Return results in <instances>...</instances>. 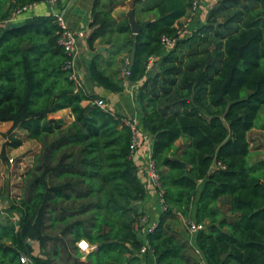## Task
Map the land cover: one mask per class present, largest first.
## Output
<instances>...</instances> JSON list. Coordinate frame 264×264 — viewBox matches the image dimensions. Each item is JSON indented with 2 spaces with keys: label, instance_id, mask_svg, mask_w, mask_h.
I'll return each instance as SVG.
<instances>
[{
  "label": "trees",
  "instance_id": "1",
  "mask_svg": "<svg viewBox=\"0 0 264 264\" xmlns=\"http://www.w3.org/2000/svg\"><path fill=\"white\" fill-rule=\"evenodd\" d=\"M46 1L0 0V122L41 144L9 208L18 221H0V264H25L22 255L35 264H264V158L255 159L248 136L264 130V0H216L154 72L150 57L163 51V36L176 35L194 0H136L153 14L139 33L129 17H114L115 0H95L90 76L121 92L129 58L128 81L144 80L137 102L164 204L146 241L139 205L147 184L130 126L72 78L57 16L9 26L24 7ZM97 40L110 45L106 54ZM64 109L72 121L53 117ZM22 144L11 135L2 158L9 162L7 147ZM192 220L203 226L196 234ZM83 239L96 248L80 251Z\"/></svg>",
  "mask_w": 264,
  "mask_h": 264
},
{
  "label": "crops",
  "instance_id": "2",
  "mask_svg": "<svg viewBox=\"0 0 264 264\" xmlns=\"http://www.w3.org/2000/svg\"><path fill=\"white\" fill-rule=\"evenodd\" d=\"M94 3L95 0H49L46 2L35 4L31 8H29L26 13L16 15L11 21L19 22L36 15L52 14L56 16L57 13H62L68 28L79 35V51L77 56L75 57L74 63L79 82L89 93L96 94L99 97L105 99L108 103L110 111L119 114L126 119L135 120L142 126V114L137 102V93L140 87L143 85L144 80L136 83L129 82L127 85H125L123 91L113 92L95 82V80L88 74L90 61L95 55V52L90 49L88 44V38L90 33L92 32L90 24L92 22ZM206 3L209 4V7L214 4L210 0H203V6L206 5ZM123 4L124 2L121 3L120 1H116L113 8V15L118 21L124 19L125 17H129V13L133 10H127V6ZM134 15L138 23L140 24H143V22L141 21H146L149 18L147 13L141 12L139 9H136ZM95 47L98 52L99 49L105 48L100 53L106 54V51L110 48V45H102L100 41L97 40L95 43ZM167 51L169 50H163L159 52L157 55H155V58L157 60L160 59V57ZM108 70L112 71L111 68ZM83 104L87 105L88 101H84ZM63 116H67L66 119L69 122L73 120V116L71 115V111L69 109L60 110L53 114V117ZM2 124L7 123L3 122ZM11 128L12 123L9 129ZM256 132H258L259 134L257 135L258 137H253ZM248 136L251 142V149L253 151H257V153L259 152L258 155H261L260 151L264 150V130L258 127L254 128L249 132ZM152 140V137L149 135L148 143L144 144L134 156V160L139 166L140 177L144 183H147L145 173L150 156L152 155ZM3 142H5V139L3 140ZM182 143L183 139L177 141V145H180ZM11 154H13L12 151ZM10 158L11 156H9V159ZM33 162L34 161H30L29 165L31 166ZM23 163H25L24 158L20 163H18L17 167L14 168V164H11L10 160L9 162L5 161L4 163L0 156V170H6L4 184L1 183L0 180V187L3 189V194L0 196V221L2 222L7 221V218L13 219L16 222L19 219V215L15 211H11L9 208L11 206V202L14 200L12 197L13 195H15L12 185H14L15 182L18 183L19 180H22L23 182V174L27 170L24 169V167L27 165ZM14 172L15 174L12 175V173ZM20 194L21 191L17 195ZM139 207L140 210L145 213V217L147 218L149 224L157 225L164 209V204L162 202L159 191L151 185H147V195L145 199L140 203ZM194 210H196V208ZM146 228V224L142 223V229L140 232L145 241L146 237H144V234L147 233ZM31 243L33 245L35 254H39L41 250L39 242L32 241ZM95 248L96 247H93V249ZM83 259L85 260V257ZM144 264H155L154 258L149 259V261L147 263L144 262Z\"/></svg>",
  "mask_w": 264,
  "mask_h": 264
},
{
  "label": "built area",
  "instance_id": "3",
  "mask_svg": "<svg viewBox=\"0 0 264 264\" xmlns=\"http://www.w3.org/2000/svg\"><path fill=\"white\" fill-rule=\"evenodd\" d=\"M52 1H57V0H52ZM201 3H202V0L193 1L190 15L183 20L182 25L177 26V33L175 36H168V35L163 36L162 38L163 50L172 49L176 45L179 39L183 37H187L193 32L194 30L193 27L197 25V23H199V21L201 20V9H203V6ZM34 5L35 4L30 5L28 7H24L22 10L19 11V13L21 14L23 12H26L29 8H31ZM56 16L58 17L60 25L64 29L59 42L64 47L66 52L72 56V60L68 63V67L72 68L73 70L72 78L75 79L77 82H79L78 74L75 70V65H74L75 57L77 56L78 51H79V35L76 32L68 28L62 13H57ZM156 61L157 59L155 58V55L150 57L148 71H151L152 69L156 68V65H155ZM129 75H130V59L126 58L123 64V68H122V76L126 80L125 85L129 83L128 81ZM95 103L104 109H109L107 101L103 98H97L95 100ZM122 120L125 121L131 128V131H132L131 152L133 156H135L138 150L144 144L148 143L149 133L145 131V129L135 120L126 119V118H123ZM13 161L14 159L11 158L10 162H13ZM145 177L147 181V183L145 184L151 185L152 187L157 189L160 195L162 196V193L160 192L161 190L160 174L156 169L155 162L152 159V155L150 156V159H149ZM142 223L146 224L147 232L152 231L156 226V225L149 224L145 216L142 217ZM202 228L203 226L201 224H198L193 220L190 222L189 229L192 234H196ZM77 245L80 251L86 254L89 253L93 249V246L84 239L80 240L77 243ZM142 251L143 252L146 251V246L143 247ZM21 261L25 264H29L30 262H32L27 255H22Z\"/></svg>",
  "mask_w": 264,
  "mask_h": 264
},
{
  "label": "rangeland",
  "instance_id": "4",
  "mask_svg": "<svg viewBox=\"0 0 264 264\" xmlns=\"http://www.w3.org/2000/svg\"><path fill=\"white\" fill-rule=\"evenodd\" d=\"M115 1H120L121 3L124 2L123 5L127 6V10L128 9H133L134 13H135L136 9L140 10L138 5H137L138 8L135 5H134V7L131 6V3L133 2L135 4L136 0H115ZM210 1H212V3H216V0H210ZM201 4L203 6V0H202ZM210 7H212V5ZM210 7H209V4L206 3V5L203 6V9H201V19L202 20H204L206 18L207 12L210 9ZM151 15H153V14L148 15V17H150ZM202 22H204V21H202ZM198 26H199V23H197V25H195L193 27V29H197ZM155 70H156V68L152 69L151 72H154ZM64 117H65V119L67 118V116H63V118ZM57 118H61V117H57ZM2 123L3 122H0V140H2V141H0V156H1L2 161H4V163H5V160L2 158V155H1L2 154L1 152L4 149V145L7 143V141L11 137V135L12 136L14 135V136H17L19 138H22L23 144L20 147H18V148H9V147H7V150H8L7 155L11 156V158L14 159V161L10 162V163L14 164V168H15V167H17L18 163H20L23 160V158H24V162L25 163H23V164L27 165V166L24 167V169L25 170L28 169L30 167V165H29L30 161H34L35 157H36V154L40 152L41 144L38 141L34 140V139H29L27 137L26 131L21 129V128H17L12 134H9V130H10L9 128H10L11 123H9V122H4V123H7V124H2ZM257 135H259L258 132H256L253 135V137H258ZM4 139H5V142H3ZM11 151H12L13 154H11ZM260 152H261V155H258V153H259L258 152L256 157H255V159H258L260 156H261L260 158H264V150H262ZM23 164H22V166H23ZM5 171H6L5 169H1L0 170V180H1V183H3V184H4V181H5ZM14 174H15V172L12 173V175H14ZM22 183H23L22 180H19L18 183L15 182L14 185H12L13 190H14V194H15L12 197L13 199H16V198L19 197V195H17V194H19L20 191L22 193V190H20ZM38 253H39V251H38ZM31 264H35V263L32 262Z\"/></svg>",
  "mask_w": 264,
  "mask_h": 264
},
{
  "label": "water",
  "instance_id": "5",
  "mask_svg": "<svg viewBox=\"0 0 264 264\" xmlns=\"http://www.w3.org/2000/svg\"><path fill=\"white\" fill-rule=\"evenodd\" d=\"M131 6L134 7V3H131ZM129 20H130V23H131V26H132V29H133V32L134 33H139V31L146 25V24H140L138 23L137 19L135 18V15H134V11L132 10L130 13H129ZM22 21H19V22H10L9 26H15V25H18V24H21ZM105 48H101L99 49V51H103ZM88 74L91 75V72L88 71Z\"/></svg>",
  "mask_w": 264,
  "mask_h": 264
}]
</instances>
